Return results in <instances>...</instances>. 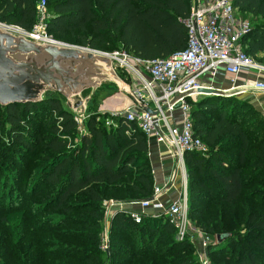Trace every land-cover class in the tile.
Here are the masks:
<instances>
[{
    "label": "trees",
    "instance_id": "1",
    "mask_svg": "<svg viewBox=\"0 0 264 264\" xmlns=\"http://www.w3.org/2000/svg\"><path fill=\"white\" fill-rule=\"evenodd\" d=\"M46 1L47 30L59 41L146 60L187 46L183 21L191 0ZM38 3L0 0V22L31 31ZM232 3L243 20H264V0ZM241 43L264 65V22L251 24ZM188 102L193 134L207 148L184 155L188 219L212 239L207 253L213 264H264V116L230 96ZM91 110L88 104L84 114L72 111L57 92L37 104L0 106V206L6 207L0 223L10 249L4 254L0 240V262L199 264L195 245L178 240L163 213H145L136 222L129 211L114 212L103 250L107 201L149 199L154 176L148 140L137 124L114 116L109 122ZM222 234L229 235L218 242Z\"/></svg>",
    "mask_w": 264,
    "mask_h": 264
},
{
    "label": "built area",
    "instance_id": "2",
    "mask_svg": "<svg viewBox=\"0 0 264 264\" xmlns=\"http://www.w3.org/2000/svg\"><path fill=\"white\" fill-rule=\"evenodd\" d=\"M232 1L192 0L189 17L183 21L188 33L187 46L183 51L163 59L146 60L123 50L105 52L87 48L109 57L113 68L125 73L127 79L124 82L133 96L151 110L148 112L132 103L112 116L136 123L147 140L154 141L159 148L165 147L175 166L180 167L183 189L177 201L163 209L158 199L169 189L156 187L149 199L128 205H139L143 211L151 205L155 209L162 208L161 212L177 229V239H188L195 245L199 264H213L207 253L213 242L203 231L194 229L188 219V179L184 155L187 151L205 152L207 148L193 134L188 99L199 95V88L209 87L201 82L204 75L216 77L222 67L234 77V86L236 77L241 73H256V79L249 86L242 87L264 93V65L247 55L241 43L251 24L240 17ZM37 9V22L31 31L1 22L0 27L41 44L65 45L47 30V1L39 0ZM178 173L175 172V178ZM110 203L113 206L116 202ZM143 211L135 212L133 209L129 212L136 222H140L145 214ZM104 241L103 249L107 251V239Z\"/></svg>",
    "mask_w": 264,
    "mask_h": 264
},
{
    "label": "water",
    "instance_id": "3",
    "mask_svg": "<svg viewBox=\"0 0 264 264\" xmlns=\"http://www.w3.org/2000/svg\"><path fill=\"white\" fill-rule=\"evenodd\" d=\"M106 82L151 112L133 96L109 57L85 47L41 44L0 27V106L37 104L47 93L57 92L69 109L84 114L93 94ZM197 93L231 96L213 87H201ZM228 235L216 239L222 242Z\"/></svg>",
    "mask_w": 264,
    "mask_h": 264
},
{
    "label": "crops",
    "instance_id": "4",
    "mask_svg": "<svg viewBox=\"0 0 264 264\" xmlns=\"http://www.w3.org/2000/svg\"><path fill=\"white\" fill-rule=\"evenodd\" d=\"M264 77V76H263ZM233 76L225 72L222 67L220 74L216 77L210 75H204L201 82L206 86L219 89L221 91L230 93V97L237 98L239 100L247 101L251 104L259 113L264 116V93L257 92L251 87L243 88V85H250L252 81L256 79V73L247 72L241 73L236 77L235 86L233 85ZM230 91V92H229ZM205 96V95H197ZM196 96V97H197ZM133 103V102H132ZM132 103L130 105H132ZM148 153L150 157L152 173L154 176V189L157 188H168L158 199V202L162 205L163 209L168 207L171 203L177 201L183 189V180L180 176V167L177 168L172 160L170 153L165 147H158L154 141H148ZM179 170V173H178ZM175 172L177 176L175 178ZM124 207V208H122ZM115 212L118 210L130 211L135 209V212H142L143 210L139 205H135L133 208L131 205H124L117 203L114 205ZM122 208V209H121ZM162 208L155 209V206L151 205L145 208L146 214L159 215L161 214Z\"/></svg>",
    "mask_w": 264,
    "mask_h": 264
},
{
    "label": "rangeland",
    "instance_id": "5",
    "mask_svg": "<svg viewBox=\"0 0 264 264\" xmlns=\"http://www.w3.org/2000/svg\"><path fill=\"white\" fill-rule=\"evenodd\" d=\"M191 3H192V0H191ZM247 20L250 21L251 24L258 23V21L260 23L264 22V20H255L252 17H248ZM61 42H63L64 44L70 45V46H79V45H76L71 40H63ZM101 51L113 52V51H116V49L115 50L114 49L113 50L104 49V50H101ZM131 103H132L131 99L129 98V96L124 91L120 90L114 84H111V82H106L98 91H96L93 94V98L89 102V106L92 109L91 111L95 110V111L99 112L102 116H108L109 117L108 118L109 122H113L112 114L117 112V111H119V110L124 109L125 107L129 106ZM77 120H78L79 124H82L83 117L82 116H78ZM111 201H113V200L107 201V203H106V215H105L106 220L104 222V228L105 229H104V235H103L104 239H107V237H108L107 218L111 217L112 214H114V212H115L114 205L110 206L111 205V203H110ZM27 203H29V200L27 201ZM116 204L117 203H115V205ZM122 208H124V207H122ZM133 208H135V206H133ZM5 210H6L5 206L4 207L0 206V211H5ZM192 224L193 223H191V225ZM192 226H193L194 229L197 228V227L194 226V224ZM5 235H7L6 229L0 223V240H1V243H2V246H3L2 250H3L4 254H6V252H10V249H9V246H8V242L6 241ZM106 245H107V243H106ZM107 248H108V245H107ZM11 263H12V261H11L10 257H7L6 259H4V260H2L0 262V264H11Z\"/></svg>",
    "mask_w": 264,
    "mask_h": 264
}]
</instances>
